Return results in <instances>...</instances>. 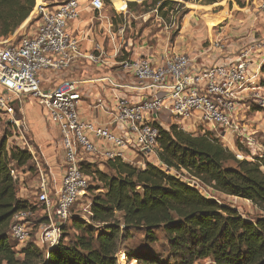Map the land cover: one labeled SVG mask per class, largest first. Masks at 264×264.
<instances>
[{
    "label": "built area",
    "instance_id": "1",
    "mask_svg": "<svg viewBox=\"0 0 264 264\" xmlns=\"http://www.w3.org/2000/svg\"><path fill=\"white\" fill-rule=\"evenodd\" d=\"M250 1L252 5L248 6L264 15V0ZM90 3L100 12L105 8L104 0ZM35 9L39 19L36 32L0 46V116H8L20 136L21 147L31 153L40 181L35 208L15 214L10 235L20 242L28 241L37 224L38 241L49 250L59 243L72 219L73 207L87 193L90 177L83 170L84 163L96 155L107 160L116 157L124 160L129 152L157 155L160 134L156 123L164 111L186 132L201 128L204 133L210 124L229 133L238 131L241 92L249 87L264 64V36L254 37L235 57L210 65L197 66L183 52H172L161 64L147 55L124 58L119 65L128 78L118 79L111 74L70 77L57 87L45 89L43 72H65L82 59L102 63L104 52L99 46L95 51H84L69 29L71 22L80 18V0L40 3ZM168 27L166 24L167 31ZM97 82L124 91L115 99L117 131L81 116L82 89ZM262 91L264 87L257 86L250 94L264 107ZM29 96L38 100L61 135L65 165L57 190L50 187L45 161L28 140L16 115L15 102ZM138 164L144 166L145 161ZM26 215L34 218L40 215L44 221L23 220ZM116 258L118 264H137L122 247Z\"/></svg>",
    "mask_w": 264,
    "mask_h": 264
},
{
    "label": "trees",
    "instance_id": "2",
    "mask_svg": "<svg viewBox=\"0 0 264 264\" xmlns=\"http://www.w3.org/2000/svg\"><path fill=\"white\" fill-rule=\"evenodd\" d=\"M36 1L0 0V38L9 37L29 18ZM112 1L116 8L117 3L127 6L126 0ZM177 2L142 0L141 5L154 6L166 19ZM135 6L137 1L128 2L129 9ZM261 72L264 75V64ZM156 125L159 163L149 160L138 166L116 157L106 162L109 172L84 163V172L100 184L90 200L89 221L73 218L80 232L68 242L66 226L56 246L44 250L28 241L19 253L10 235L13 217L35 207L18 196L11 163L25 166L32 155L20 146L8 149L7 136L0 138V264H118L116 253L134 231H142L150 243L161 231L169 258L163 260L152 249L126 247L137 264H195L206 258L215 264H264V215L247 218L184 180L247 200L264 212V156L240 158L208 130L194 134L176 124L169 129ZM31 168L37 172L35 165Z\"/></svg>",
    "mask_w": 264,
    "mask_h": 264
},
{
    "label": "crops",
    "instance_id": "3",
    "mask_svg": "<svg viewBox=\"0 0 264 264\" xmlns=\"http://www.w3.org/2000/svg\"><path fill=\"white\" fill-rule=\"evenodd\" d=\"M47 1L48 0H41L40 3H48ZM59 1L60 0H49L50 3L48 4L57 3ZM80 3V18L71 22L69 29L73 35L78 38L84 51H95L97 46H99L104 52L102 55L103 61L102 63L93 64L89 60L82 59L65 72H43L41 74V79L42 86L45 89L57 87L64 79L70 77L81 78L86 75L96 77L98 75L111 74L118 79L128 78L126 71L119 65V62L124 58L136 59L147 55L161 64L172 52H183L189 54L197 66L210 65L235 57L240 49L247 46L254 37L264 36V15L256 12L253 6H248V4L243 2L239 5L234 3L232 7L221 5V7L215 11L212 10V12H207L205 14L206 20L202 19L197 11H194V13L196 12L195 14H182L181 17H179L181 20V27L174 39L170 40V33L166 31L161 41L159 40V42H157V45L149 44L148 40L143 38H141L140 41H135V44H133L130 39H124L122 35L125 27L129 26L125 18L121 23H117L119 29L115 32L114 19L108 17L106 12H100L94 9L90 1L80 0ZM177 3H180V1ZM117 4L118 9L121 10L122 7L126 10V5L123 3ZM117 13L120 17H122V14H125L121 11H117ZM26 24L30 26L28 27V31L24 34L36 32L39 26V19L35 10L21 26L24 27ZM17 32L18 31L15 32V35ZM15 35L7 39L5 38L6 43L7 41L19 39L23 34L20 35V37H15ZM128 42H130L133 47L132 50L127 49V53L124 50V46L127 45ZM260 79L261 76L259 74L254 77L252 80L254 83L252 82V86L247 87V90L253 91L257 86L264 87V85L260 83ZM123 92L114 89L108 83L102 82L83 87V99L80 104L82 118L107 125L113 131H117L118 124L116 123L114 105L116 96L121 95ZM247 93L249 92H241L242 96ZM27 98L28 97H26V99ZM30 98L33 97L29 96L28 100H24L25 103L28 102V105H32V103L29 102ZM162 116L158 123L165 129H169L172 124H176V121L168 115L167 117L171 118V122H167V119L160 121L163 119ZM207 127V130L213 132L218 138H223V142L227 138L230 139L231 133L215 128L211 124ZM201 130L200 128L193 133L199 134ZM18 146L21 147V144ZM34 146L38 152L41 150L44 155V160H47L46 163L50 164L47 147L45 151L41 143H37V145ZM98 157L99 155L94 156L89 160V163L95 165L102 171L109 172L107 164L103 163L104 161L102 160L99 161L97 159ZM144 157H148V154L137 155L133 152H129L126 154L124 161L139 165L138 162L143 161V159L145 161ZM156 159L158 158L156 157ZM31 165H34L32 160H30L27 165L21 167L17 166L15 163H11L12 170L16 168V170H13V176L17 183L18 196L34 205L36 204V196L40 181L38 176L35 177L37 172L35 169L31 168ZM64 165L65 162L59 167V171L51 169L49 178L50 187L52 189L57 190L60 188ZM50 166L52 167L51 164ZM38 220L42 222L44 218L41 217V219ZM36 240L35 242L41 247L38 236Z\"/></svg>",
    "mask_w": 264,
    "mask_h": 264
},
{
    "label": "rangeland",
    "instance_id": "4",
    "mask_svg": "<svg viewBox=\"0 0 264 264\" xmlns=\"http://www.w3.org/2000/svg\"><path fill=\"white\" fill-rule=\"evenodd\" d=\"M40 1H36V6L40 3ZM129 1H137L138 6L129 9ZM150 1L152 0H148V2ZM179 1L181 4L178 3L179 5H176L175 8H173L172 10L170 9L168 17L166 19L159 13V11L154 6H149L150 4L141 5L142 0H126V10L122 7L121 10L116 8L113 4V1L110 0V4H107L105 2V8L103 11L108 14V17L114 19L115 32H117L119 29L117 23H121L124 18L128 21L127 23L130 27H125L124 32H122L124 39H130L133 44H135V41H140L141 38H143L147 39L149 44L157 45V42H159V40L161 41V39L163 38V34L167 31L166 24L169 25L168 29L170 33V40L174 39L173 37L178 34L179 29L181 27V20L179 17H181L182 14H192L194 13V11H197L198 15L202 19L206 20L205 14L207 12H212V10L215 11L216 9L221 7V5H224L225 7H232L234 3L238 5L240 3L242 4L243 2L246 4H251L250 0H218L216 3L213 4H204L197 0ZM47 2L50 3L49 0ZM35 8L34 10H36ZM117 11H121L125 14H122V17H120ZM29 26V24H26V26L24 27L20 26L16 30L18 31L16 35L15 31L9 37H13L14 35L15 37H20V35L28 31ZM4 44H6L5 38H0V46ZM132 47V44L128 42V44L124 46V50L128 53L127 49L132 50ZM259 75L261 76V83V80L264 79V75L261 72L259 73ZM253 83H249L248 85L252 86ZM245 92L249 93L243 94V96L240 94L241 101L238 122L239 130L234 133H231L230 139L227 138L224 142L222 141L223 138H220V140L232 151H234L239 157L253 159V157L256 155L264 156V107L259 106L257 102L254 101L252 95L250 94V90L246 89ZM28 99L29 97L27 99L25 97L22 100H17L15 102L16 115L18 118L21 119V124L23 125L22 129L25 131L28 140L31 141L33 145H37V143L43 144L45 151L47 147L49 161L51 162L50 164L52 165V167L50 166V164L46 163L47 160L43 161H45V165L47 167L46 170L49 174L48 176H50L51 169H53L54 171H59V167L65 162V150L61 141V135L56 126L50 121L48 115L43 110L38 100L34 97L30 98L29 102H31L32 105H28V102L25 103L24 101ZM167 115L170 117V113L168 111H164L162 116L163 119L160 121L167 119V122H171V118H168ZM4 135H6L8 138V149H11V147L14 146H18L19 144L22 145L20 136L16 134V130L8 121L7 115L0 116V138H2ZM17 137L19 138V141ZM238 145H240V149L238 148ZM39 153L44 159V155L41 150H39ZM156 157L157 155L152 154L144 158L145 161L150 160L158 163V159H156ZM97 159L99 161H104L103 163L107 162V159H105L101 155H99ZM13 170H16V168H13ZM36 176L37 175H35V177ZM184 180L190 182L191 184H194L206 197L216 199L222 204H228L232 207L237 208L247 218L255 219L256 217L264 215L263 211L256 208L251 202L247 200L227 196L225 194L213 190L212 188L203 186L200 183L189 179L188 177H184ZM98 185H100L99 181L94 177H90V187L88 188L87 196L79 200L73 207L72 219L67 225V233L65 234V236L67 237V242L72 239L77 233L80 232L79 228L74 225L75 219H80L81 221L86 222L89 221V204L90 200L93 198V195L97 194L100 191L94 189L95 187H98ZM73 218L75 219L73 220ZM38 219H41L40 215H38L37 218H34L30 215H26L24 216L23 220L36 222L38 221ZM17 220L18 219H15V221ZM31 231H33V234L28 241H35L37 238L36 233L40 231L39 226L36 224V226L32 228ZM156 235L157 241L154 243H150L146 241L145 235L142 231H134L131 239H129L122 248L125 249L127 247L128 249H152V251H154L158 256H160L163 260L167 261L169 260V258L168 252L166 251V239L161 231H157ZM28 241L26 240L25 242H20L12 238L15 250L18 251V253L21 251V247L25 246ZM43 249L47 250L46 248ZM132 261L135 262L133 259ZM195 264L215 263L210 258H206L198 260Z\"/></svg>",
    "mask_w": 264,
    "mask_h": 264
},
{
    "label": "bare ground",
    "instance_id": "5",
    "mask_svg": "<svg viewBox=\"0 0 264 264\" xmlns=\"http://www.w3.org/2000/svg\"><path fill=\"white\" fill-rule=\"evenodd\" d=\"M118 8V7H117Z\"/></svg>",
    "mask_w": 264,
    "mask_h": 264
}]
</instances>
